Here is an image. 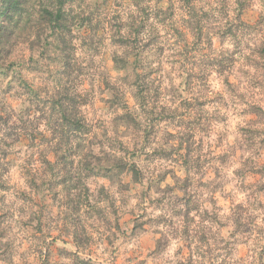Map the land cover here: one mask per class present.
<instances>
[{"label":"clouds","instance_id":"1","mask_svg":"<svg viewBox=\"0 0 264 264\" xmlns=\"http://www.w3.org/2000/svg\"><path fill=\"white\" fill-rule=\"evenodd\" d=\"M26 9L0 57V264H264V0Z\"/></svg>","mask_w":264,"mask_h":264},{"label":"rangeland","instance_id":"2","mask_svg":"<svg viewBox=\"0 0 264 264\" xmlns=\"http://www.w3.org/2000/svg\"><path fill=\"white\" fill-rule=\"evenodd\" d=\"M204 15L206 16L207 14L205 13ZM87 30L88 31H92V25L91 24H89L87 26ZM96 31L99 32V29L97 28ZM222 34L223 33H221V35ZM197 40L198 41H202L203 40V32L202 31L197 36ZM3 50H7V49L5 47H0V51H3ZM93 50L94 51H98V49H96L94 47H93ZM69 51H70V49H69ZM41 55H43V53H41ZM218 62L221 65H223V62L224 61L221 60V61H218ZM110 63H114V62L111 61ZM208 63H209V67H211L212 61H209ZM113 75H115V73H113ZM191 79H192L191 75H188V76L185 77V81H184V85H183V87L185 89L187 88L188 83H189V81H191ZM200 79L203 81L204 77H201ZM132 102H133V100L130 99L129 100V104H131ZM258 112L259 111H256V109H255L254 113H252V110H251V112L249 113V118L250 119H255L256 116H257V114H258ZM128 118H129L130 121L132 120V117L131 116H129ZM174 134H175L174 132H170V135H174ZM144 135L147 138L150 135V133H144ZM189 139H190V137H189ZM187 148H188V144L186 142L184 145H181V152L184 153V154H186ZM190 150H191V145H189V151ZM72 161H73V167H75L76 166V161L75 160H72ZM116 167L117 168H123V165L121 163H117ZM85 169L89 172V174H93L92 173V169L89 168L87 165H85ZM171 171H172V169H169V172H171ZM95 174L96 175H99L100 173H95ZM64 178L66 180H68V181H66V183L64 185L61 184V183H59L62 178L59 181L51 180V181L48 182V184H47V189H48L47 201L45 203H42L40 205L39 215L37 216V221H38L37 222V226H36V231L37 232L43 231V229H44V223H43V219L42 218L44 217L45 213L49 210V205H55L56 202L61 198L60 192L59 191H56V188L59 185H63L64 186L63 187V192L68 197V199L64 200V204L66 206H72L73 205V200L71 199V196L76 192V188L78 187V183H73L72 182V176L70 174L65 175ZM89 178L90 179L91 178H96L98 180H103V181H106L107 180V178L105 176H95V177L90 176ZM137 181H135L134 178H133V183H136ZM83 191H84V193L86 195L90 191V189L85 188ZM51 211L55 214L56 209L55 208H52ZM63 220H68V217L67 216L63 217ZM52 235L53 236H56L55 233H53ZM51 242L52 243L58 242V238L56 240L51 241ZM59 251L56 252V255H62V253H59ZM52 256H53V250L52 249H47L45 251V255H44V264H53Z\"/></svg>","mask_w":264,"mask_h":264},{"label":"trees","instance_id":"3","mask_svg":"<svg viewBox=\"0 0 264 264\" xmlns=\"http://www.w3.org/2000/svg\"><path fill=\"white\" fill-rule=\"evenodd\" d=\"M188 2L190 3L191 0H188ZM26 3H27V0H0V47H4L5 45H7L9 40L11 39L13 33L15 32L17 26L20 23V19L24 16V14L27 11ZM55 19L57 21V27L64 28L65 30L69 28L68 24L62 23L65 19L63 12H61ZM89 24L90 23L87 18H83L80 21L81 28H85V26H88ZM72 28L74 29L75 25H72ZM58 39H62V36L58 37ZM114 43L126 44L127 41L120 40V41H114ZM64 47L67 48L68 45L65 44ZM7 51L8 50L0 51V57L7 55ZM113 62L115 63L116 61H113ZM140 91L142 94L143 89H141ZM255 109L256 111H259V109L257 110V108L254 107L252 109V113H254ZM60 111L61 112L66 111L65 105L63 103L60 104ZM55 114H56V109L54 108L53 115ZM65 160H67V157H65ZM71 166L73 167V161L71 162ZM132 176L134 180L137 181L140 176V172L135 171L132 174ZM66 181L68 180H66L63 176L59 183L64 185ZM72 238L73 240L77 239V237L75 236H73ZM65 252L66 250L64 249H61L59 251V253H62V255L65 254Z\"/></svg>","mask_w":264,"mask_h":264}]
</instances>
